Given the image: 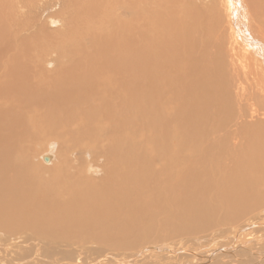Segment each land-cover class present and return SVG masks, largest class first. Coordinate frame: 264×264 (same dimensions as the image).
<instances>
[{
    "label": "bare ground",
    "instance_id": "1",
    "mask_svg": "<svg viewBox=\"0 0 264 264\" xmlns=\"http://www.w3.org/2000/svg\"><path fill=\"white\" fill-rule=\"evenodd\" d=\"M263 208L264 0H0V264H196Z\"/></svg>",
    "mask_w": 264,
    "mask_h": 264
},
{
    "label": "rangeland",
    "instance_id": "2",
    "mask_svg": "<svg viewBox=\"0 0 264 264\" xmlns=\"http://www.w3.org/2000/svg\"><path fill=\"white\" fill-rule=\"evenodd\" d=\"M245 11L247 12V10H244V7H242V10H240V13L243 14ZM250 19H251V17L249 18L247 24L249 23L248 26L250 27L251 31L254 32V24L252 21H250ZM241 21L245 22L243 20H241ZM45 155L52 156V158H53L52 162L54 161L53 155L44 154L43 156H45ZM41 162H42V164L46 163L43 160H41ZM245 221H247V223H249L250 225L253 224V227H251V228L249 227L248 229L245 227H243V229H240V226L239 227L234 226L231 228L230 227H219L215 230H212L214 233L209 231V232L205 233V235H204V233L200 235L203 237H206L208 235H214L216 238L218 236V240H216L215 242H212L211 238L208 239L207 242H206V239L204 240L205 242L202 241L201 243L196 241L195 244H193V242H189V243L185 242L182 244L183 247L178 248L177 251H179V253H184V251H187V253H190L188 251H193V250L196 251V253L198 252L197 255H199L198 257L201 260L198 261L196 264H200L201 262H202L201 264H253V263H255V261H252L254 259L252 255H254V253H257L260 255V258H261V256H262L261 253L264 252V208L259 210V213H255L254 215H251ZM246 224H244V225H246ZM217 231H219V232H217ZM252 231H253V233H252ZM231 232H233V233H231ZM235 236H237L236 239L232 240V238ZM242 236H244V237H242ZM223 238H225V239H223ZM247 239H248V242H247ZM177 240H179V239H177ZM219 240H221V241H219ZM170 242H172V241H170ZM235 245H237L236 248L234 247ZM215 246L217 248L214 249ZM45 251L46 250H40L39 254H42ZM165 253H168V252H164V255H165ZM246 254H247V256H245ZM56 258L59 259V256H57ZM180 258H182V257H180ZM182 259L184 261L180 262V264L184 263V262H185L184 264H195V262H194L195 258H193V257L188 258L187 256H185ZM220 260H221V262H220ZM163 261H165V260L163 259ZM163 261H159V262L163 263ZM170 261H171V259H170ZM216 261H217V263H216ZM176 263H178V262H176ZM41 264H44V262H42Z\"/></svg>",
    "mask_w": 264,
    "mask_h": 264
},
{
    "label": "water",
    "instance_id": "3",
    "mask_svg": "<svg viewBox=\"0 0 264 264\" xmlns=\"http://www.w3.org/2000/svg\"><path fill=\"white\" fill-rule=\"evenodd\" d=\"M47 161L49 160V158L46 159Z\"/></svg>",
    "mask_w": 264,
    "mask_h": 264
}]
</instances>
